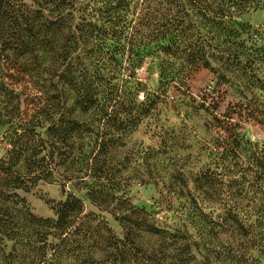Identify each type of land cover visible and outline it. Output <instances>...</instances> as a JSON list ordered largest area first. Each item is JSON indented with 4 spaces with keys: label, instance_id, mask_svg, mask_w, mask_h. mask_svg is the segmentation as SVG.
Masks as SVG:
<instances>
[{
    "label": "trees",
    "instance_id": "16d2710c",
    "mask_svg": "<svg viewBox=\"0 0 264 264\" xmlns=\"http://www.w3.org/2000/svg\"><path fill=\"white\" fill-rule=\"evenodd\" d=\"M28 1L0 0V58L13 51L17 57L38 59L36 51L42 50L45 66L37 64L29 76L38 93L36 113L49 122L47 139L33 127L21 129L10 141L7 157H0V264H262L264 142L245 140L236 125L219 127L226 134L215 138L217 169L194 177L191 191L181 180L190 210L175 228L161 227L145 209L113 195L122 209L115 218L120 237L96 214L85 213L83 201L72 193L64 200H48L53 217L30 210L21 192H30L40 181L50 183L60 147H72L76 138L98 137L104 125L111 139H116L113 132L130 134L158 111L179 69L164 60L160 90L139 89L140 81L133 85L131 76L121 74L124 51L104 45L108 32L102 25L108 20L98 22L88 1ZM151 1L156 2L149 24L152 39L164 54L181 60L183 68H211L217 59L245 70L249 62L264 60L263 48L245 54L241 43L232 40L244 31L241 16L264 10V0ZM40 71L48 77L39 79ZM245 72L251 85H264L259 74L251 79ZM252 113L264 117V112ZM55 114L58 119L52 118ZM97 146L106 151L105 144Z\"/></svg>",
    "mask_w": 264,
    "mask_h": 264
},
{
    "label": "rangeland",
    "instance_id": "374dc122",
    "mask_svg": "<svg viewBox=\"0 0 264 264\" xmlns=\"http://www.w3.org/2000/svg\"><path fill=\"white\" fill-rule=\"evenodd\" d=\"M21 1L30 4L28 0ZM86 1L94 7L98 22L108 20L102 25L108 32L104 45L124 51L121 72L124 79L131 76L133 85L140 81L139 89L152 93L161 88L164 60L171 64L170 68L177 67L178 74L169 83L158 111L141 121L130 134L120 136L121 131L113 132L116 139H111L110 134H104L110 131L104 125L98 137L93 134L70 141L72 147L62 146L58 157L54 155L50 183L40 181L30 192H21V195L34 214L53 217L52 203L48 200H64L67 193H72L83 201L85 213L96 214L119 237L122 230L115 218L122 214V209L112 195L119 202L145 209L161 227L175 228L190 210L181 180L187 182L191 191L194 177L217 169L215 138L226 134L219 127L236 125L245 140L264 142V117L261 113H252V110L264 112V85L256 81L251 85L252 80L248 81L245 72L251 73L248 76L251 79L253 73L264 78V60L249 62L245 70L240 64L217 59L211 62V68H183L181 60L174 54H164L160 44L152 39L149 24L156 2ZM238 21L244 31L232 40L241 43L240 50L253 54L254 49H264V10L245 14ZM3 54L0 58V157L6 158L16 131L33 127L45 140L49 121L36 113L34 98L38 93L31 83L35 78L29 76L37 64L41 69L45 66V54L42 50L36 51V58L40 60L28 54L17 57L13 51ZM47 77L46 73L39 72V79ZM142 92L139 100L143 98ZM52 118L58 119L59 115ZM100 143L106 145L102 153L97 146ZM47 152L48 149L43 151ZM260 261L264 264V257Z\"/></svg>",
    "mask_w": 264,
    "mask_h": 264
}]
</instances>
